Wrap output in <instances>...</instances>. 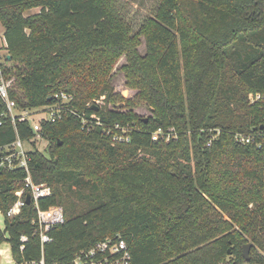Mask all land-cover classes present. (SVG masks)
Instances as JSON below:
<instances>
[{
    "label": "trees",
    "instance_id": "trees-1",
    "mask_svg": "<svg viewBox=\"0 0 264 264\" xmlns=\"http://www.w3.org/2000/svg\"><path fill=\"white\" fill-rule=\"evenodd\" d=\"M158 1L156 16L135 32L116 0H0L18 108L65 92L75 111L102 123L83 129L69 112L42 121L47 152L32 142L31 177L53 190L39 204L65 212L44 245L33 200L7 214L26 170L0 166V248L8 242L16 264H73L81 249L115 236L128 244L131 264H243L248 242L249 262L264 264V101L250 100L264 94V0ZM33 7L40 12L26 15ZM124 53L126 83L138 89L125 107L145 100L148 119L117 107L123 97L112 71ZM115 122L134 127L129 142L112 143L105 129ZM237 132L256 139L239 142ZM18 136H36L30 121L0 124V146Z\"/></svg>",
    "mask_w": 264,
    "mask_h": 264
},
{
    "label": "built area",
    "instance_id": "built-area-1",
    "mask_svg": "<svg viewBox=\"0 0 264 264\" xmlns=\"http://www.w3.org/2000/svg\"><path fill=\"white\" fill-rule=\"evenodd\" d=\"M9 50L5 34H0V124L6 119H11L15 123L16 119L30 121L32 130L36 136L31 140H23L17 137L10 144L0 146V166L9 169L24 168L27 172L25 178V188L18 191V198L9 209L8 215L13 216L21 211V208L27 203L24 192L26 187L30 189L31 201L33 200L36 208V217L33 223L36 225V233L39 235L42 245L52 241L50 230L57 224L63 223L65 220V212L62 205L54 204L47 208H42L39 201L52 195V187L47 183H35L31 177L29 169V151L32 149V142L37 141L41 137L42 121L55 122L61 119L66 113H73L81 118L83 129H90L89 122L102 124L99 116L92 113L79 114L71 107L73 96L71 94L60 92L55 94V101L34 109H20L16 101L11 97V88L13 80L6 75V60L8 59ZM104 96L94 100L95 104H102ZM251 102L264 101L263 93H250ZM91 103V104H93ZM37 109V110H36ZM134 129L129 124H121L115 122L108 126L105 132L110 136L113 144L125 143L131 140V132ZM220 134V129L211 135L208 142L210 144ZM161 130L153 133L152 138L158 139L163 136ZM235 139L242 143H250L256 139L252 133L245 134L237 132ZM26 144L30 148L26 147ZM28 195V194H27ZM22 240L26 241L27 236L23 235ZM22 248L24 245L21 246ZM132 254L128 244L121 236L107 237L98 241L96 244L87 249H81L75 256L73 264H131Z\"/></svg>",
    "mask_w": 264,
    "mask_h": 264
},
{
    "label": "rangeland",
    "instance_id": "rangeland-1",
    "mask_svg": "<svg viewBox=\"0 0 264 264\" xmlns=\"http://www.w3.org/2000/svg\"><path fill=\"white\" fill-rule=\"evenodd\" d=\"M117 4L119 6V9L121 11V15L131 24L134 31L137 32L142 25L143 21L146 18L149 17H155L159 8V1L158 0H116ZM40 7H33L26 11V15H30L33 13L40 12ZM5 34V28L2 22L0 21V34ZM139 45H138V51L140 54L145 55L146 54V44L144 35L139 34ZM128 58L126 53L121 55L119 59L117 60L116 64L113 67L112 71V84L114 85L115 92L120 94L123 97V101L120 104H123L124 110H132L136 114H138L141 117H144L148 119L150 116H152V110L150 109L148 103L144 100L141 101V103L136 104L134 107L129 108L125 107L128 100H136V94L138 92L137 88H134L126 83V76L125 72L122 70V66L127 64ZM100 99L95 98L91 100V103L94 102V100ZM112 106V105H110ZM37 110V109H36ZM38 147L43 150L44 152H47L48 147V141L43 138L37 139ZM26 147L30 148L29 145L26 144ZM0 221L3 222V216L0 214ZM0 250V264H16V261L13 258L11 247L8 242H5L2 244ZM230 258H228L227 262L222 264H229ZM243 264H263L260 262H245Z\"/></svg>",
    "mask_w": 264,
    "mask_h": 264
},
{
    "label": "water",
    "instance_id": "water-1",
    "mask_svg": "<svg viewBox=\"0 0 264 264\" xmlns=\"http://www.w3.org/2000/svg\"><path fill=\"white\" fill-rule=\"evenodd\" d=\"M10 57H11V55H8V58H10ZM122 106H123V104L117 105L118 108H120ZM91 108L94 109V110H99V106L96 105L95 103H93L91 105ZM26 202L27 203H30L31 202V195L30 194L27 195ZM5 232H6V230H5ZM252 246H253V243L252 242H248V243L244 244V246H243V254H244V258H245V261L246 262H249L251 260V254H250V252H251Z\"/></svg>",
    "mask_w": 264,
    "mask_h": 264
},
{
    "label": "crops",
    "instance_id": "crops-1",
    "mask_svg": "<svg viewBox=\"0 0 264 264\" xmlns=\"http://www.w3.org/2000/svg\"><path fill=\"white\" fill-rule=\"evenodd\" d=\"M1 251L3 250V249H0Z\"/></svg>",
    "mask_w": 264,
    "mask_h": 264
}]
</instances>
